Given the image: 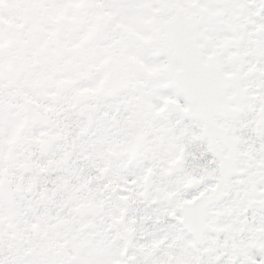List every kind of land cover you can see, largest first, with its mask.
<instances>
[{
    "label": "snow or ice",
    "instance_id": "snow-or-ice-1",
    "mask_svg": "<svg viewBox=\"0 0 264 264\" xmlns=\"http://www.w3.org/2000/svg\"><path fill=\"white\" fill-rule=\"evenodd\" d=\"M0 264H264V0H0Z\"/></svg>",
    "mask_w": 264,
    "mask_h": 264
}]
</instances>
